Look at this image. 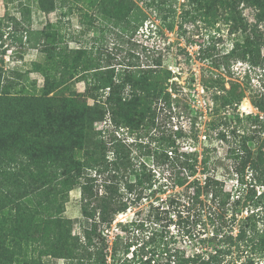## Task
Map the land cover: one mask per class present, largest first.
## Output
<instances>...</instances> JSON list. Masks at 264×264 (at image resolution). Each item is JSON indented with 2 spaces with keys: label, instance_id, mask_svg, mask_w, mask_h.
Masks as SVG:
<instances>
[{
  "label": "trees",
  "instance_id": "trees-1",
  "mask_svg": "<svg viewBox=\"0 0 264 264\" xmlns=\"http://www.w3.org/2000/svg\"><path fill=\"white\" fill-rule=\"evenodd\" d=\"M56 1L39 0V6L44 11H53L57 8ZM166 2L159 0L149 5L166 13L161 20L173 30L175 23L169 18L175 19L178 10L173 4L167 7ZM195 2L197 9L206 10L207 14L219 11L230 24V31L240 34L227 54L228 59L234 57L246 62L249 69L262 68L264 76V56L258 30V23L264 21V0ZM242 2L257 9L256 23L249 22L244 16L239 7ZM90 3L94 4V1ZM107 5L113 7L116 18L119 19L122 13L128 32L143 26L149 19L148 12L134 0H107ZM37 33L41 36L44 31ZM56 34L48 32L46 36L55 43ZM3 35L0 31V39ZM12 37L13 42L23 43L22 37ZM44 51L47 62H36L34 70L42 72L44 89L52 90V95L29 93L26 87L12 93L2 85L4 68L0 65V264H50L48 257L62 258L66 264H117L115 259L113 262L110 259L116 256L121 236L117 234L116 239L111 240L106 230L118 214L129 208L130 202L120 199L112 185H106V193L100 195L94 190L92 178L86 177L82 181L87 169L102 172L109 168L106 161L109 150L99 154L97 147L88 148L86 142L95 123L106 120L109 109L117 127H133L153 118L154 102L162 99L172 104L177 100V96L173 98V94L166 91L172 72L152 66L122 69L101 66L92 50ZM68 74L69 78L79 74L86 82V91L65 92L69 85ZM245 77L249 78V71ZM224 81L225 78L212 81L214 88L218 89L212 95L214 117L210 121V130L216 132L229 148H234L240 164L252 171L254 180L263 190L259 194L257 191L240 194L231 201L223 184L209 173V149L201 155L182 152L172 137L159 138L154 157H157L159 168L170 167L175 187H183L186 192L187 206H202L204 198L211 197L215 206H235L236 210L254 206L256 209L264 206V96L253 93L247 85L242 87L238 81H232L231 87L226 88ZM107 90L106 99L99 100L101 92L105 94ZM247 91L257 112L248 113L245 118L238 112L232 115L229 111L238 109L247 97ZM90 98L96 101L91 104ZM245 119L247 123H244ZM80 153L82 155L77 157ZM112 154L115 171L122 166L131 168V158L121 146L115 147ZM146 168L145 164L142 168L134 167L136 182L125 183L129 192L135 185L143 186L136 196L138 198L146 190H150L153 196L166 192V182L159 183L156 173L151 169L147 172ZM199 174L205 178H200ZM77 187L84 200L82 213L92 220L82 234L74 232L73 220L65 215L70 192ZM252 215H256L255 211ZM252 215L246 217L247 223L237 232L217 228L211 237L202 240L211 245L210 253L195 251L188 254L184 248L171 246L174 238L169 231L161 234L154 231L141 247L142 254L137 253L139 259L134 260L139 264H229L226 257L235 248L240 252L259 247L264 254V226L259 229L256 223H250ZM219 216L223 218V213ZM180 217V213H170L169 225ZM182 231L190 238L195 234L192 226L187 224ZM129 245L125 247L126 252H129ZM248 263L254 264L251 259Z\"/></svg>",
  "mask_w": 264,
  "mask_h": 264
},
{
  "label": "rangeland",
  "instance_id": "rangeland-1",
  "mask_svg": "<svg viewBox=\"0 0 264 264\" xmlns=\"http://www.w3.org/2000/svg\"><path fill=\"white\" fill-rule=\"evenodd\" d=\"M134 1L148 12L149 19L143 26L128 32L122 13L119 19L116 18L113 7L107 5V0H57V8L48 12L40 8L39 0H0V31L4 33L0 39L3 44L0 47V65L4 68L2 85L12 93L23 90L24 87L29 93H54L44 89V75L34 70L36 62H47L44 50L48 49L92 50L101 66L112 65L116 69L152 66L172 72L173 77L166 84V91L171 92L173 98L177 96V100L172 104L162 99L154 102L153 118L147 119L143 125L133 127H117L109 109L106 120L95 123L90 139L86 142L88 148L97 147L99 154L109 150L106 157L109 168L102 172L87 169L82 181L86 177L92 178L94 190L100 195L106 193V185H112L120 199L130 202L129 208L118 214L109 230H106L111 240L116 239L117 234L121 236L116 256L110 259L111 262L115 259L117 264H139L134 259H139L140 255L137 257V253L142 254L141 247L154 231L160 234L169 231L174 238L171 246L184 248L188 254H192L195 251L210 253L211 245L202 240L211 237L217 228L237 232L247 223L246 217L251 216L253 211L256 215H252L250 223H256L259 229L264 226V206L256 209L250 206L241 210H236L235 206L223 208L215 206L211 197L204 198L202 206H187L186 192L183 187H175L170 167L165 165L159 168L157 157H154L160 137L175 139L182 152L201 155L209 149V173L223 184L231 201L240 194H253L254 191L259 194L263 188L254 180L252 171L240 164L234 148H229L225 141L219 139L209 125L214 117L212 95L218 89L214 88L212 81H223L225 78L223 83L226 88L231 87L232 81H238L242 87L247 85L253 93L264 96L262 68L249 69L246 62L235 60L234 57L228 59L227 54L240 34L230 31V24H227L219 11H211L209 14L206 10L199 11L195 0H166L167 7L173 4L178 10L175 19L169 18V21L175 23V28L170 30L161 20V16L166 13H160L155 5H149L159 0ZM239 7L249 22H257L255 7L245 2L240 3ZM258 30L261 33V50L264 56V21L258 23ZM39 31L44 33L40 36L37 33ZM48 32H57V42L47 38ZM14 35L22 37L23 43L13 42ZM246 71H249V78L245 77ZM79 76L69 78V74L67 75L69 85L65 92L86 91V82ZM107 92L108 90L105 94L101 92L99 100L104 101ZM248 93L247 91V97L237 110L229 111L232 115L238 112L245 118L248 113L257 112ZM95 101L94 98L89 99L91 104ZM244 123H247L246 119ZM118 146L131 158V168L125 169L122 166L119 171L114 170L112 152ZM81 155L82 153L77 157ZM142 164L146 165L147 172L151 169V172L156 173L159 183L166 182V192L153 196L150 190H146L138 198L136 196L143 188L138 185L129 192L125 183L136 182L133 169L142 168ZM198 176L205 178L203 174ZM92 203L94 205L95 198ZM83 204L81 189L77 187L70 192L65 215L73 220L74 232L79 234L92 222L83 215ZM170 213L181 215L172 225H169ZM222 213L223 218H220L219 214ZM186 224L194 229L193 238L183 235L182 229ZM127 244H130L129 252L125 250ZM243 250L239 252L235 248L226 257V262L250 264L248 261L251 259L254 264H264V254L259 247ZM47 259L50 264H66L62 258Z\"/></svg>",
  "mask_w": 264,
  "mask_h": 264
}]
</instances>
